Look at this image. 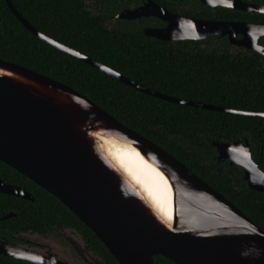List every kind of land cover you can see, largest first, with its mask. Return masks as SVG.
Wrapping results in <instances>:
<instances>
[{
    "label": "water",
    "instance_id": "water-1",
    "mask_svg": "<svg viewBox=\"0 0 264 264\" xmlns=\"http://www.w3.org/2000/svg\"><path fill=\"white\" fill-rule=\"evenodd\" d=\"M33 36L60 52L142 94L166 102L231 114L264 117L165 96L122 77L108 67L38 33L4 0ZM264 15V6L247 0H198ZM156 18L166 25L143 35L162 42L226 37L229 44L262 55L264 25L183 17L146 0L115 19ZM239 36V38H237ZM218 162L243 170L247 188L264 194V173L243 143H212ZM128 155L159 172L167 183L169 209L154 198L121 161ZM136 160H132L133 164ZM0 162L56 198L107 249L118 264H264V232L172 155L119 123L68 86L19 65L0 60ZM138 162V161H137ZM0 194L33 202L24 190L0 180ZM13 214L2 216L7 219ZM0 256L28 264H75L60 254ZM15 251H19L14 249ZM77 253V252H76ZM92 262L104 264L83 248ZM78 254V253H77ZM79 258L81 257L78 254Z\"/></svg>",
    "mask_w": 264,
    "mask_h": 264
},
{
    "label": "trees",
    "instance_id": "trees-1",
    "mask_svg": "<svg viewBox=\"0 0 264 264\" xmlns=\"http://www.w3.org/2000/svg\"><path fill=\"white\" fill-rule=\"evenodd\" d=\"M38 33L98 62L122 77L168 97L240 112L264 114V57L229 45L226 37L171 44L145 37L162 28L152 17L119 20L146 0H9ZM166 11L208 21L264 23V16L203 6L198 0H151ZM264 6V0H250ZM263 42V41H262ZM264 43V42H263ZM262 43V44H263ZM0 60L19 65L86 97L119 123L151 141L264 232V194L247 188L243 170L218 162L212 143L247 140L264 173V117L174 104L142 94L29 33L0 0ZM0 180L33 202L0 194V228L43 233L52 227L78 233L104 264H118L95 235L56 198L0 162ZM0 264H28L0 257ZM153 264H174L154 257Z\"/></svg>",
    "mask_w": 264,
    "mask_h": 264
},
{
    "label": "flooded vegetation",
    "instance_id": "flooded-vegetation-1",
    "mask_svg": "<svg viewBox=\"0 0 264 264\" xmlns=\"http://www.w3.org/2000/svg\"><path fill=\"white\" fill-rule=\"evenodd\" d=\"M247 1H250V0H247ZM209 8L214 10L219 7H215V8L209 7ZM245 13H248V12H245ZM249 14H257V13H249ZM258 15L264 16L262 14H258ZM162 23L164 24V27H165L166 24L164 22ZM247 23L255 24L256 22H247ZM257 25H264V23L257 24ZM146 29L148 28L141 29L142 34H143V31ZM237 38H239V36H237ZM262 41L264 42V37H261L258 40V45L262 47V55L260 56L263 58L264 57V43ZM180 42H186V41H177V42L171 41L169 43L176 44ZM189 42L200 43V46L204 48L202 41H189ZM229 45H231L234 48H238L235 45H232V44H229ZM3 220H6V219H3ZM9 231L10 230L7 228L5 230H2V227L0 228V251L1 252H3V250H5L4 252H7L6 247L7 248L9 247L11 248V252H13L14 254H25L27 252H32L36 255H40L41 253L43 255L44 253L45 254H54V253L61 254V251L63 249L60 247V245L57 242L67 245L69 249L72 252H74L76 250L75 247H77L78 245L76 241L73 239L74 236H77L79 241L82 242L83 246L86 247L84 244V241L78 235V233L69 228L57 229V228L52 227L50 230H46L43 233H36V232H32L28 230L26 232H19V233L12 234ZM14 249L19 250V251H15ZM0 257L3 259H10V258L3 257V256H0ZM13 261H18V260H13Z\"/></svg>",
    "mask_w": 264,
    "mask_h": 264
},
{
    "label": "bare ground",
    "instance_id": "bare-ground-1",
    "mask_svg": "<svg viewBox=\"0 0 264 264\" xmlns=\"http://www.w3.org/2000/svg\"><path fill=\"white\" fill-rule=\"evenodd\" d=\"M121 163L125 168H127L130 175L135 176L139 179L142 184L145 186L146 191L150 194L155 195L154 198H161L162 207H165L167 210L170 205V198L168 194V186L163 178V176L157 172L155 169L143 164L139 160H136L133 157L128 155H123ZM136 160V163L133 164L131 161ZM138 161V162H137Z\"/></svg>",
    "mask_w": 264,
    "mask_h": 264
},
{
    "label": "rangeland",
    "instance_id": "rangeland-1",
    "mask_svg": "<svg viewBox=\"0 0 264 264\" xmlns=\"http://www.w3.org/2000/svg\"><path fill=\"white\" fill-rule=\"evenodd\" d=\"M73 239L76 241V243L78 244L76 248V250L74 252H72L69 247L67 245H64L60 242H57L60 247L63 249L61 251L60 256L70 262H73L75 264H89L92 262V260L85 254L83 253V244L81 241H79L77 236H74ZM81 256L79 258L78 254Z\"/></svg>",
    "mask_w": 264,
    "mask_h": 264
}]
</instances>
